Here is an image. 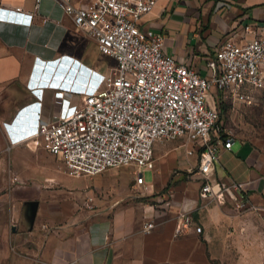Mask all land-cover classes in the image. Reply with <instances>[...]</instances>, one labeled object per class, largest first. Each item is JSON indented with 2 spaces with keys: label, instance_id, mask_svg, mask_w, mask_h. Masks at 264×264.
I'll list each match as a JSON object with an SVG mask.
<instances>
[{
  "label": "crops",
  "instance_id": "1",
  "mask_svg": "<svg viewBox=\"0 0 264 264\" xmlns=\"http://www.w3.org/2000/svg\"><path fill=\"white\" fill-rule=\"evenodd\" d=\"M71 2L84 5L89 0ZM23 3L0 0L1 7L12 9ZM139 24L163 33L169 54L207 76L209 57L226 39L245 44L264 34V0H161ZM101 54L61 0H40L31 25H0V264H223L213 260L211 247L236 213L231 202L224 206L201 199L195 172L200 149L194 143L186 145L185 138L156 143L157 170H149L151 181L146 180L153 187L155 182L157 191L149 201L137 199L134 177L125 173H107L109 169L94 177H75L43 146L11 143L5 123L37 100L29 83L39 93L44 89L42 115L50 119L60 112L63 98L60 88L42 84L45 79L61 81L65 76L67 86L75 72V78L84 81V71L49 61L67 55L105 73L109 68H100ZM61 67L68 70L57 75ZM63 96L80 101L78 95ZM188 147L195 151L188 154ZM120 173L123 180L117 178ZM215 175L246 183L250 200L260 203L264 150L234 138L232 148L219 153ZM184 213L191 214L194 223L177 233ZM148 222L153 228L145 230Z\"/></svg>",
  "mask_w": 264,
  "mask_h": 264
},
{
  "label": "built area",
  "instance_id": "2",
  "mask_svg": "<svg viewBox=\"0 0 264 264\" xmlns=\"http://www.w3.org/2000/svg\"><path fill=\"white\" fill-rule=\"evenodd\" d=\"M61 1L78 29L94 39L101 53L113 58L116 65L104 73L67 55L49 61L84 71V81H78L75 72L67 86L64 76L62 82L45 79L42 84L57 86L63 98L60 112L50 119L42 115L44 89L39 93L29 83L31 93L41 100L18 111L15 118H22L13 127L14 136L43 146L75 177H94L112 168L131 166L141 196L153 188L145 172L155 168L156 143L185 138L186 145L194 143L200 149L195 172L201 181V199L254 210L264 222V199L254 203L246 183L222 181L215 175L219 153L231 149L234 138L222 123L217 101L210 100L217 91L223 100L245 103L255 98V91L264 90V34L245 44L226 39L209 57V74L203 76L166 51L163 33L140 27L141 17L161 0H89L84 5ZM39 5L40 0H24L16 9L0 6V25H31ZM65 93L80 96V101L72 103ZM10 124L5 127L12 134ZM194 151L187 149L188 154ZM93 200V196L88 198ZM193 223L191 214H182L177 233ZM151 228V222L144 226L145 230ZM196 230L202 231L198 226Z\"/></svg>",
  "mask_w": 264,
  "mask_h": 264
},
{
  "label": "rangeland",
  "instance_id": "3",
  "mask_svg": "<svg viewBox=\"0 0 264 264\" xmlns=\"http://www.w3.org/2000/svg\"><path fill=\"white\" fill-rule=\"evenodd\" d=\"M91 49L93 50V47ZM98 61L102 69L116 65L113 58L102 54L98 56ZM218 96V92L213 91L210 100L217 101L222 123L230 135L233 138L249 140L264 150V90L255 91V98L245 103L223 100V104L220 102L218 104ZM163 143L167 141L160 142L161 145ZM155 170H157L156 166ZM218 171L221 174L220 166ZM109 172L125 173V175L120 173L117 176L121 180L124 177H133L131 166L110 169L107 173ZM145 176L148 181H151L150 171H146ZM110 178H114L113 175ZM156 191L157 185L154 182V187L149 194L141 196L139 190L134 194L138 195L139 200L149 201ZM231 206L236 214L224 226L225 232L221 240L217 238L214 241L211 247L214 254L213 260L223 264H264V222L254 210H240L233 203ZM215 228L214 225L213 229ZM214 232V235L218 234L217 230Z\"/></svg>",
  "mask_w": 264,
  "mask_h": 264
},
{
  "label": "clouds",
  "instance_id": "4",
  "mask_svg": "<svg viewBox=\"0 0 264 264\" xmlns=\"http://www.w3.org/2000/svg\"><path fill=\"white\" fill-rule=\"evenodd\" d=\"M59 71H62V70H59V68H58L56 72L58 73ZM63 71H64V70H63ZM64 72H65V71H64ZM99 86H100V83L97 85L96 88H98ZM35 97H36L38 100H41V96H35ZM18 119H19L18 117L15 118L14 122H11V124H10V128H11V132H12V134H11V133L8 131V129L6 128V130H7V132H8V135H9V137H10V141H11L12 144L25 143V140L28 139V138H25V137H16V136H14V133H13L14 128H13V127H15V126L18 125V123H16ZM18 121H19V120H18Z\"/></svg>",
  "mask_w": 264,
  "mask_h": 264
},
{
  "label": "trees",
  "instance_id": "5",
  "mask_svg": "<svg viewBox=\"0 0 264 264\" xmlns=\"http://www.w3.org/2000/svg\"><path fill=\"white\" fill-rule=\"evenodd\" d=\"M218 104H219V102H220V104H223V99H222V94L221 93H218Z\"/></svg>",
  "mask_w": 264,
  "mask_h": 264
},
{
  "label": "water",
  "instance_id": "6",
  "mask_svg": "<svg viewBox=\"0 0 264 264\" xmlns=\"http://www.w3.org/2000/svg\"><path fill=\"white\" fill-rule=\"evenodd\" d=\"M64 73H66V72H64V71H59V72H58V75H60V74L63 75ZM70 76H71V74H70ZM64 77H65V76H64Z\"/></svg>",
  "mask_w": 264,
  "mask_h": 264
}]
</instances>
